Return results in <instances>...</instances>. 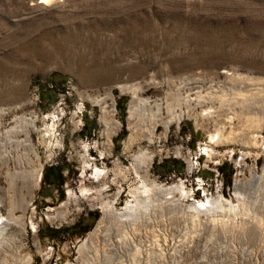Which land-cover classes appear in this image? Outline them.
Returning a JSON list of instances; mask_svg holds the SVG:
<instances>
[{
    "label": "rangeland",
    "instance_id": "rangeland-1",
    "mask_svg": "<svg viewBox=\"0 0 264 264\" xmlns=\"http://www.w3.org/2000/svg\"><path fill=\"white\" fill-rule=\"evenodd\" d=\"M38 1L0 0V214L21 218L24 229L9 225L18 255L4 245L0 258L7 253L8 264H18L15 256L31 257L29 264H264V234H240L234 225L240 215L226 210L214 222L209 213L193 216L189 207L218 196L237 204L235 184L248 186L264 166L259 149L208 143L215 123L207 112L217 109L215 99L174 106L178 122L166 130L159 124L153 142L136 140L123 152L131 125L142 124L138 113L129 118L138 99L170 101L177 89L184 94L193 85L192 97L199 90L227 98L238 112L239 92L255 99L264 89V0ZM19 116L35 118L25 146L3 136ZM244 118L241 112L233 120L235 131ZM258 133L264 141V127ZM140 149L153 159L149 180L187 192L174 195L177 206L161 213L154 233L138 227L133 244L144 248L154 237L159 246L147 257L133 256L130 244L119 247L98 235L80 248L101 217V197L117 210L133 202L129 189L142 179L132 155ZM8 154L21 162L27 156L34 164L28 169L42 165L36 185L18 175L9 186L6 172L14 163L5 164ZM118 165L122 177L115 174ZM50 166L62 168L61 185L59 176L44 180ZM94 168L104 169L98 180L91 178ZM245 189L252 216L254 192ZM260 214L264 222V209ZM60 228L69 232L49 235Z\"/></svg>",
    "mask_w": 264,
    "mask_h": 264
},
{
    "label": "bare ground",
    "instance_id": "bare-ground-1",
    "mask_svg": "<svg viewBox=\"0 0 264 264\" xmlns=\"http://www.w3.org/2000/svg\"><path fill=\"white\" fill-rule=\"evenodd\" d=\"M53 1L54 0H39L38 3L49 4ZM183 84L188 85L190 82H184ZM193 87L187 86V90L184 94L180 93L177 89L170 101H168L166 97L163 99L157 97L153 100L138 99L137 103L132 104L129 108V118L138 113V116H141L143 120L142 124H137L136 122V124L133 123L131 125V131L124 141L123 152L126 153L130 151L132 144L136 140L146 139L149 143L153 142V136L155 134L156 127L159 124H162L166 130L172 122H178L181 114L180 112L175 113L174 106L181 104L186 108H190L194 100L196 101V104H202L209 102V100L210 102H213L215 99L218 104L217 109L210 106L207 112L208 117H210L215 123L214 132L209 133L208 135V143L220 142L222 144H226L237 142L245 149H251L253 151H258L259 149V151L264 153V141L259 139L260 134L258 133L259 129L261 130L264 127V89H257L256 96H254L255 99L253 98V101H248L251 97L250 94L239 92L238 95H241L240 99H236V101L233 102L234 104L241 105L239 106L241 109L238 112L234 109V105L230 104V101L227 98L216 97V95L213 96V94L210 93L201 94L199 90L193 92L194 96L192 97L191 90ZM129 89L132 94L135 95L136 87L132 86ZM222 109L227 110L223 120H214V118L220 116L218 111H222ZM164 112L166 113L165 116H163ZM241 112H243L245 121L240 130L235 131V125L231 124L238 115H241ZM230 113L231 115H229ZM55 122V120L52 121L51 131L54 129ZM34 129L35 118L28 116L14 117V125L4 130L3 136L7 139L14 136L15 140H13L17 146H25L29 144V135ZM50 133L41 135L42 141H44L45 137L50 135ZM20 135L24 136L21 140L18 139ZM132 160V166L135 172H137L142 179L139 185L129 189V192L133 197V202H127L120 210H117L113 202L108 200L106 197H99L101 217L97 221L96 227L89 232L85 239L81 242L80 248L90 244L93 237H97L98 235L102 236L105 240H113L119 247L130 244L134 247L133 256H140L141 254L147 257L149 253L152 252L151 250H153V248L159 246L157 238L154 239V237L153 239L148 240L149 244H145L144 248H141V246L137 247L133 244L134 240H140V236H138V227L144 226L145 228H148L150 232H153V226L158 225L161 222V213L166 210H172L174 205L177 206L179 199L174 198V195L179 194V196H182L183 193L186 195L187 192L177 185L165 186L149 180L148 171L153 159L152 156L145 150L140 149L137 153H134L132 155ZM10 161L14 163V171L6 172L9 186L13 184V178L18 175H21L22 179H25L26 181L27 179L30 180L32 182V186L36 185L37 181L40 179L42 169V165L40 163L37 162L33 168L28 169V167H30L33 163L27 156L25 157V162H21L17 154H15L14 157H10L9 154L5 157V164ZM93 172L94 173L91 178L98 180L104 174V169L94 168ZM121 173L122 169L120 166H116L115 174L122 177ZM123 178H125V176H123ZM24 185L27 186L26 184ZM243 187H245L247 191L252 189L254 192L253 195L255 196V200L253 203L256 206V211H254L252 216H249L247 207L245 206L247 196L243 195ZM103 189V187L97 189L100 195H102ZM84 190L86 192L88 189L82 188L81 193H83ZM234 190L236 198L238 199L237 204H231L230 201L224 199L222 196H218L209 200L207 203L208 205L203 201L197 206L190 205L189 207L192 209V215L197 217L200 212L209 213L210 216H214L213 220L215 222L217 220L215 217L224 214L227 210L234 215H240L239 220H237L234 224L236 225L238 232H241L240 234L249 236H254V234H264V222L263 218L260 216L261 209H264V166L262 168V173L259 176H253L249 180L248 186L237 183L235 184ZM22 195L20 197H23ZM15 202L16 199L10 202L11 207L14 206L12 204ZM54 217L55 216H51L50 218ZM12 223L20 224L21 229L24 230L21 218L4 217L0 214V251H2L1 249L4 245H6V247L11 245L14 247V253L18 255L16 238L7 234L9 225ZM152 236L155 235L153 234ZM146 237H148L147 234H145V238ZM7 240L9 242L6 244L5 241ZM15 257V261H17L18 264H29L31 262V257L29 256L26 258L19 256ZM0 264H8L7 253L0 258Z\"/></svg>",
    "mask_w": 264,
    "mask_h": 264
},
{
    "label": "trees",
    "instance_id": "trees-1",
    "mask_svg": "<svg viewBox=\"0 0 264 264\" xmlns=\"http://www.w3.org/2000/svg\"><path fill=\"white\" fill-rule=\"evenodd\" d=\"M61 169L62 168H59L57 166H50L49 168L46 169V172L44 174V180H49L48 177H49V174L53 175V176H56V177H60L61 178V181H60V185L62 184V176H61ZM220 172L222 173V169L220 168L219 169ZM55 180V178L53 179ZM229 184V183H228ZM89 230L88 226L87 228H84L82 231H81V235L85 234L87 231ZM69 231L68 230H65L63 228H60V229H49V235L52 237V238H56L57 236H59L61 233H68ZM79 233H77L76 235H78ZM74 236V235H72Z\"/></svg>",
    "mask_w": 264,
    "mask_h": 264
}]
</instances>
